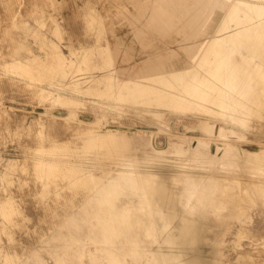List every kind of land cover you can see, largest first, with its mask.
Listing matches in <instances>:
<instances>
[{
	"label": "rangeland",
	"instance_id": "1",
	"mask_svg": "<svg viewBox=\"0 0 264 264\" xmlns=\"http://www.w3.org/2000/svg\"><path fill=\"white\" fill-rule=\"evenodd\" d=\"M105 1L0 0V264H16L25 258L32 263L38 261L37 264H109L113 259L111 246L101 240L105 235L97 240L85 236L68 247L51 239L53 231L90 195L84 186L39 180V163L57 161L80 170L77 174L80 178L93 176L96 181L131 172L139 182L145 181L144 176H154L153 181L171 190L177 187L175 178L180 175L215 178L219 184L222 180L228 182L226 189L220 185L216 188L215 197L204 199L207 196L204 188L196 189L191 197L188 209L199 211L200 220L205 222L195 235L185 234L182 211L175 210V204L161 202L150 211L141 208L136 200L124 201L123 211L130 217L126 220L137 226L134 232L140 230L139 238L145 241L146 248L138 259L135 252L122 251L118 245L117 250L113 247L114 252L124 255L125 264H162L160 256L165 253H180L188 264H195L198 256L207 260L204 264H264V161L261 168L253 169L238 165L234 159L225 163L201 162L184 153L169 151L172 138L176 137L189 139L191 147L197 145L198 138H203L208 153L217 158L223 155L225 142L241 155L246 150L264 149V80L254 69L257 63L264 66V60L251 61L245 71L244 77H248L249 70L255 72L250 89L237 98L242 112L235 115L244 118L243 121L224 118L215 105L210 112L197 107L179 110L173 106L174 96L185 95L182 85L192 79L193 71L203 74L197 61L194 64L187 61L184 48L195 46L196 51L211 37L235 33L234 27L217 31L218 20L227 14L235 0H218L225 7L214 9L201 30L188 23L190 15L181 18L184 0ZM168 7L175 12L169 26L164 20ZM195 13L194 9L189 14ZM149 45L156 46L147 49ZM32 56L39 59L30 61ZM153 57L157 62L155 58L151 61ZM17 58L25 60L20 62L28 64L26 68L13 67ZM239 58L237 53L236 59ZM173 73L183 75L182 83L172 77ZM162 77L174 87L165 89L159 82ZM136 84L157 86L172 96L162 104L148 102V98L133 102L115 97L124 85ZM108 132H113L111 140L86 149L90 139ZM140 142H148L153 152H165L158 157L147 156L139 150ZM235 208L238 213L233 215ZM258 223L261 228L260 225L255 228ZM101 226L100 219L91 218L90 230ZM122 244L129 246L130 242Z\"/></svg>",
	"mask_w": 264,
	"mask_h": 264
},
{
	"label": "bare ground",
	"instance_id": "2",
	"mask_svg": "<svg viewBox=\"0 0 264 264\" xmlns=\"http://www.w3.org/2000/svg\"><path fill=\"white\" fill-rule=\"evenodd\" d=\"M114 1L115 0H113V2ZM12 2H14V1H12ZM138 2H137V4H138ZM165 2H166V0H165ZM182 2H184L183 5L181 6V8L184 10V15H182L181 18H184L187 15H190L189 19H188L190 21H188V23L192 24L193 25L192 27L197 26L199 30H201V27L207 23L210 16L212 15V12L214 9H216V8L221 9V8L225 7V5H222L218 0H215V1L212 0V2H213L212 4L210 3L211 0H207L205 2L201 1V0H190V2L187 0H184ZM105 3H106V1H105ZM108 3H110V2H108ZM116 5H117V3H116ZM162 8H164V7H162ZM109 9L110 8H108V10ZM194 9L196 10V13L192 16V14H189V13H190V11H192ZM113 10H115V8ZM153 12H155V10ZM134 13H135V11H134ZM174 14H175L174 9H170V7H168V13L165 14L166 18L164 19L168 26L172 24ZM176 17H177V15H176ZM124 23H127L126 20L124 21ZM161 24H163V23H161ZM218 25H217L218 26L217 31H219V32H223L225 30H228L231 27H234L236 29V31H235V33L228 34L227 36L222 37V38H212L211 37L210 40L207 41V43H205V45L203 44L204 46H201L196 51L194 49L195 46H190V47L184 48L187 51V58H188L187 61H190L193 64L195 61H197V65L199 66V69L203 70V74H201V72H199L198 70L193 71L192 79L189 82H186V83L183 82V85H182L183 89L182 90H183V93L185 95H180L177 97L174 96L175 97L174 100H176V101H174L173 106L178 108L179 110H186V109H191V108L197 107V108H202V110H206V111L210 112V111H214L212 109V107H213V105H215L216 107H218V109H221L222 113L221 112H218V113H220L222 116H224V118L233 119L234 121L235 120L236 121H243L244 118H242L241 116L235 115L239 112L240 113L242 112V110L240 109L241 104L238 103L239 100L237 98H239V96H244L245 93H247V91L250 89V84H251V80H252V76H253L252 73L255 72V71H253L254 69H256V74L259 75L262 78V80H264V70H263L264 66L262 63H257V67H255L253 70L248 71V77H244L245 71L247 70L251 61H259V59L264 60V0H250V1H248V0H235L228 7L227 14L223 18L218 20ZM104 28L105 27H103V29ZM156 29H157V27H156ZM113 30L114 29H112V31ZM145 31H147V29ZM151 32H153V31H151ZM195 33H197V32H195ZM205 33H207V32H205ZM163 35H165V34H163ZM146 36H144V37H146ZM191 36H193V35H191ZM155 37L157 38L158 36H155ZM166 38H167V36H166ZM117 39H118V37H117ZM117 39H115V40H117ZM130 39H132V38H130ZM139 40H140V38H139ZM121 41H122V39H121ZM106 44H108V43H106ZM130 45H132V43L129 44V46ZM142 45H144L143 42H142ZM156 45H154V46H156ZM115 46H116V44H115ZM150 46H153V45H149V47H147V49L151 48ZM154 46H153V48H154ZM158 46L159 45H157V47ZM161 46H159V47H161ZM120 48L121 47H119V49ZM119 49L117 50L118 52H119ZM143 49H145V48H143ZM149 50H151V49H149ZM126 52L128 53V51H126ZM144 52H145V50H144ZM149 52H151V51H149ZM146 53H148V52H146ZM237 53H239V57H240L238 60L236 59ZM59 56H61V55H59ZM130 56L132 57L131 54H130ZM154 58L155 57H153V59H151V61L154 60ZM170 58H171V56H170ZM38 59L39 58L37 56H32L30 61H37ZM171 59H170V61H172ZM13 61H15V63L13 64V67H15V68H26V66L28 65V64H25L23 62H20V61H25V60L20 59V58L14 59ZM151 61H149V62H151ZM156 62H157V59H156ZM147 63H148V61H147ZM172 66H173V64H172ZM150 67L152 68V65ZM139 68H138V70H139ZM156 68H157V66H156ZM168 68H169V66H168ZM192 68H193V65L191 66L190 69H192ZM190 69H189V71H190ZM118 70L119 69H117L116 71H118ZM141 71H143V70L141 69ZM172 72H174V71L172 70ZM190 72H192V70ZM151 73L154 74L155 72L152 71ZM158 75H160V74H158ZM142 76H143V74H142ZM172 77L175 80H178L179 83H180V81L182 83L183 75L173 73ZM134 79H136V78H134ZM159 82H161L164 85V88L165 87H167V88H173L174 87L173 84L171 83V81L164 78V77L160 78ZM109 87H111V86H109ZM165 89H161L157 86L154 87V86L142 85V84H136L133 87L124 85L123 87H121L118 90L117 94H115V97L120 101L128 99L129 101L131 100L133 102H141V101L143 102L145 98H148L149 99L148 102H155L156 101L159 104H162V103H166V100L168 98H171V96H172V94L169 91H165ZM212 91H217L219 94L217 96L213 95ZM8 97H9V95H8ZM237 104H238V106H237ZM242 106H244V105H242ZM91 110H93V109H91ZM17 112L20 113L19 109L17 110ZM215 112L217 113V111H215ZM9 115H11V113ZM10 117H12V116H10ZM57 120L58 119H56V121ZM59 121L62 122V120H59ZM36 128H40V127H36ZM113 137H114L113 132H108L107 134L95 136L94 138L90 139V141L86 144V149L88 150L91 148H95L99 144V142H100V144L104 145L106 142H108V140H111ZM166 137H167V135H166ZM16 138H14V139H16ZM161 139H163V138H161ZM225 139H227V138H225ZM225 139H222V140L224 141ZM186 142H188V143H186ZM189 143H190L189 139H185L182 137H176L174 139L172 138L169 151L170 152H177L179 154L184 153L187 156H189L191 159H194L196 161H201V162L202 161L203 162L204 161H210V162L211 161L212 162L220 161L222 163H225V161L229 162V161L234 159L237 161L238 165H241V164L246 165V166H248V168L250 167L253 169H258L259 167L261 168V164L264 161V149H261L259 151H251V149L246 150L244 152V155H241L242 153L240 154L238 151H236L234 149V147L229 142H225L223 155L220 156L219 158H217V156L216 157L211 156L208 153L207 145L205 143V140H203V138H198V143L195 147H191ZM255 144H257V143H255ZM236 145H238V144H236ZM139 150L144 151L147 156H151V157L161 156L165 152V151L164 152H155V151L153 152V151H151L150 144L148 142L147 143L146 142H140ZM170 154H172V153H170ZM159 159H160V157H159ZM167 159L169 160V158H167ZM138 160H140V159H138ZM141 160H143V159H141ZM79 161H81V160H79ZM147 164L145 163V165H147ZM232 167H234V166H232ZM38 168L40 170V173L38 175L39 180L45 179L48 181H53L55 183H57V182L58 183L68 182L73 187L84 186L90 192V195L87 197V199L85 201L82 202V204L79 207H77V210H75L73 213L71 212L72 214L71 215L69 214L70 216L65 218L64 222H61L62 223L61 227L57 228L55 231H53V233L51 232L52 233V237L50 236L51 239L62 241V242H64V244H62V245L64 247H66V246L68 247L73 242H75V243L81 242L82 240L85 239L84 238L85 236H87L93 240H97L99 238V236L101 238L102 235H105L104 239H101V240L103 242H106L107 244H109V246H111V248L110 247L109 248L111 249L110 250L111 254L114 255L113 259L111 260V262L109 264H125L124 255L121 253L119 254V253L114 252L115 248L117 250V245H118V248H120L122 251H127L128 253L135 252L134 255L135 256L137 255L138 259L142 255V253L146 250L145 241H143L139 238V235L141 233L140 230L138 233H136L137 231L134 232L133 229L137 226L133 225V222H128L126 220L130 217L126 216L127 213L125 215V212L123 211V205L122 204L127 199L136 200L140 204L141 208H143V209L150 208L149 209L150 211H152V209H156V207L159 206L161 202L166 203V204L167 203L175 204L174 209L182 211L181 214L183 215V218H184V219H182L183 220L182 221L183 226H184V229L187 228L185 231L186 232L185 234H187V233L191 234L192 233L193 235H195L201 229L200 227H202L203 224L205 223L203 220H200L199 211L197 212L194 209H192V210L188 209V205L190 203L191 197L196 192V189L204 188V190L206 191V195H207L204 199L207 200V199H210L212 197H215L214 191L216 190V188L219 185L222 186L224 189H226L228 186V182L226 180H222L221 183L219 184L215 178L204 177V176L180 175V177L175 178L177 180V187L176 188L174 187L171 190L170 187L169 188L164 187V185H162L161 183L157 184L155 181H153V178H151V177H154V176H144L145 181L139 182V181H137L136 177L133 176V174H131V172H122V173L116 174L110 178H107V179H104L101 181H96L93 176L92 177L90 176L87 179L80 178L77 175L80 170H78L77 168L71 167V166L70 167L63 166V164L59 163L58 161L48 163V164L39 163ZM145 175H147V174H145ZM154 179H156V178L154 177ZM169 180H170V178H169ZM239 182H240V180H239ZM235 190H236V188H235ZM32 203H34V202H32ZM160 208H159V210H160ZM159 213H160V211H159ZM236 213H238V209L235 208V209H233L232 214L234 215ZM165 214H166V212H165ZM160 215H161V213H160ZM175 215H177V214H175ZM252 215H253V213H252ZM92 217H96V218L100 219V225L102 222V226L98 230L92 231V230H90L91 228H89L90 220ZM256 217H257V215H256ZM224 218H226V216ZM94 219H92V220H94ZM150 219H152V218L150 217ZM164 219H166V218H164ZM256 219H258V218H256ZM101 220H103V221H101ZM235 220H236V218H235ZM4 222H5V220H4ZM256 222H258V221H256ZM166 223H167V221H166ZM260 223L257 224L258 226L255 225V228L259 227ZM186 224H190V226L186 225ZM164 225H166V224H164ZM169 225H167V226H169ZM263 225H264V223H263ZM261 226H262V224L260 225V228H261ZM64 228L66 230L63 231L62 229H64ZM94 228H96V227H94ZM260 228H258V229H260ZM165 230H167V229H165ZM16 235H18V234H16ZM21 235H19V236H21ZM159 236H160V233H159ZM159 236H158V238H159ZM4 239H5V237H3V240ZM126 240L130 242L129 246H124L122 244V242L126 241ZM252 240H254V239H252ZM4 241H6V240H4ZM161 241H164V239H162ZM167 241H166V243H167ZM190 241H192V240L190 239ZM209 241H211V240H209ZM196 243H198V242H196ZM39 244H40V242H39ZM45 244L47 245L48 243L45 242ZM168 245H170V244H168ZM190 245L193 247L194 243L190 244ZM262 245H263V243H262ZM113 247H115V248H113ZM46 249L49 250V248H46ZM90 249H91V247H90ZM193 249H190V250L192 251ZM47 251H46V253H47ZM110 251H108V252H110ZM236 252H238V251H236ZM48 255L50 256V254H48ZM179 255H180V253H178V255L165 253V255L160 256L163 258V260H160V262L162 264H168V262L170 263L171 261H173L172 264H188V261L181 259L180 258L181 256H179ZM50 258H52V257H50ZM197 258H196L197 261L195 264H204L207 261V260H205V258L203 256H198ZM53 259H54V257H53ZM126 261H128V260H126ZM52 262H54V260ZM242 262H244V261H242ZM37 263H38V261H34L32 263L29 260V258H25L23 260L18 261L16 264H37ZM247 263H249V262H247ZM65 264H67V262H65Z\"/></svg>",
	"mask_w": 264,
	"mask_h": 264
}]
</instances>
